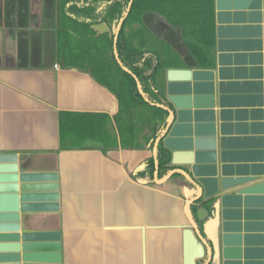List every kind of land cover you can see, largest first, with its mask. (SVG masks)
I'll return each instance as SVG.
<instances>
[{"label": "crops", "instance_id": "obj_1", "mask_svg": "<svg viewBox=\"0 0 264 264\" xmlns=\"http://www.w3.org/2000/svg\"><path fill=\"white\" fill-rule=\"evenodd\" d=\"M56 1L28 0V14L19 23L18 0H0V154H15L20 172L57 176L56 210L28 215L26 229L58 232L59 258L34 264H188V254L195 257V253L193 263L204 264L208 250L212 252L209 264H222L224 250L244 249L230 242L241 236L236 231L225 233L230 240L224 243L218 202L215 213L203 205L209 215L198 222L200 206L189 204L197 193L181 174L160 184L136 181L132 175L152 157V150L121 148L115 129L116 146L106 148L98 140L87 139L77 148L60 149L61 113L108 116L112 121L118 101L89 71L66 69L57 61L53 41ZM256 12V25L245 17L251 29L224 31L219 38L214 0L213 65L185 68L214 72L217 112L218 74H223L224 109L230 113L227 137L232 151L239 154L255 153L264 144V0ZM142 21L186 63L193 64L179 29L152 14ZM93 29L97 34L109 32L105 24ZM22 37L27 39L26 53L19 55ZM167 71L162 76L163 92L170 110ZM86 121L90 129L102 122L101 117ZM171 155L167 166L174 170ZM157 180H162L158 173ZM189 219L200 223L199 235L208 249L200 251L199 245L187 240ZM250 248L258 245L253 243Z\"/></svg>", "mask_w": 264, "mask_h": 264}, {"label": "water", "instance_id": "obj_2", "mask_svg": "<svg viewBox=\"0 0 264 264\" xmlns=\"http://www.w3.org/2000/svg\"><path fill=\"white\" fill-rule=\"evenodd\" d=\"M132 3L130 0L114 34V54L120 66L116 42ZM216 10L220 38L224 31L251 29L245 25V17L250 25H256L260 0H216ZM133 78L138 92L143 95L137 78ZM218 78L220 110L217 112L214 110L213 71L170 69L166 72L168 101L172 107L168 110L159 106L167 110L169 119L152 148L154 182L160 184L176 174L184 176L197 193L189 204L200 206L197 210L200 223L209 215L203 205L210 206L215 213L216 203L220 204L223 233L236 231L241 236L233 237L230 242L245 247L224 250L222 264H264V144L260 143V150L255 153L232 151V143L227 137L230 113L224 109L226 87L223 74H218ZM159 143L171 152V165L177 167L162 180H157ZM241 157L243 162H240ZM56 181L55 173L20 172L15 154H0V264L58 260V232L26 229L30 223L28 215L56 210ZM189 222L186 238L199 245L202 251L207 245L199 235L197 227L200 223L196 224L191 219ZM228 240L230 236L225 234L224 243ZM253 243L258 245L257 249L250 248ZM208 252L204 264H209L212 258V252ZM194 255L188 254V264H194L197 254Z\"/></svg>", "mask_w": 264, "mask_h": 264}, {"label": "trees", "instance_id": "obj_3", "mask_svg": "<svg viewBox=\"0 0 264 264\" xmlns=\"http://www.w3.org/2000/svg\"><path fill=\"white\" fill-rule=\"evenodd\" d=\"M130 0H57L53 13L55 55L63 68L89 71L94 80L106 87L118 101L112 118L96 115L60 114V149L77 148L87 139L100 141L104 147L152 150L168 121V103L163 92V74L170 69L213 65L214 0H133L116 42L114 34ZM28 0H18L19 23L29 11ZM162 17L172 28L179 29L193 64L166 40L152 33L143 23L145 15ZM105 24L108 33L97 34L95 25ZM27 39L19 42V55L26 53ZM126 69V71L124 70ZM135 76L140 84L138 92ZM162 106L164 108H161ZM101 117L94 128L86 127L89 118ZM100 124H103L100 126ZM158 179L171 169L169 152L157 146ZM154 160L147 159L132 176L144 184L154 182Z\"/></svg>", "mask_w": 264, "mask_h": 264}, {"label": "rangeland", "instance_id": "obj_4", "mask_svg": "<svg viewBox=\"0 0 264 264\" xmlns=\"http://www.w3.org/2000/svg\"><path fill=\"white\" fill-rule=\"evenodd\" d=\"M182 51V50H181ZM183 54V53H182ZM188 57H190L189 53H187Z\"/></svg>", "mask_w": 264, "mask_h": 264}, {"label": "built area", "instance_id": "obj_5", "mask_svg": "<svg viewBox=\"0 0 264 264\" xmlns=\"http://www.w3.org/2000/svg\"><path fill=\"white\" fill-rule=\"evenodd\" d=\"M55 68H56V69H58V67H57V66H55Z\"/></svg>", "mask_w": 264, "mask_h": 264}]
</instances>
